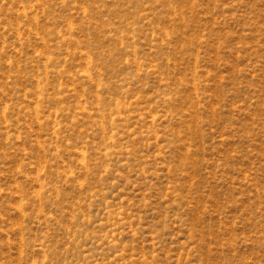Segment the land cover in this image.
Listing matches in <instances>:
<instances>
[{
    "label": "rangeland",
    "instance_id": "1",
    "mask_svg": "<svg viewBox=\"0 0 264 264\" xmlns=\"http://www.w3.org/2000/svg\"><path fill=\"white\" fill-rule=\"evenodd\" d=\"M0 264H264V0H0Z\"/></svg>",
    "mask_w": 264,
    "mask_h": 264
}]
</instances>
